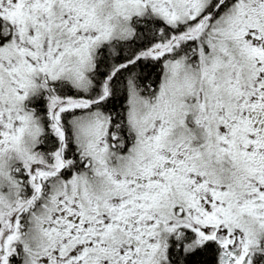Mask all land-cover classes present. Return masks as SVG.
<instances>
[{
  "label": "snow or ice",
  "instance_id": "1",
  "mask_svg": "<svg viewBox=\"0 0 264 264\" xmlns=\"http://www.w3.org/2000/svg\"><path fill=\"white\" fill-rule=\"evenodd\" d=\"M0 264H264V0H0Z\"/></svg>",
  "mask_w": 264,
  "mask_h": 264
}]
</instances>
